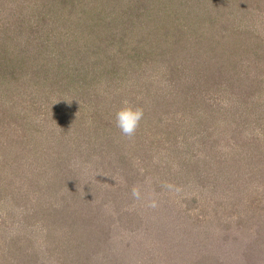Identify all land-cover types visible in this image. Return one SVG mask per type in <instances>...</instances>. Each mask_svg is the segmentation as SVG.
<instances>
[{
  "label": "rangeland",
  "instance_id": "obj_1",
  "mask_svg": "<svg viewBox=\"0 0 264 264\" xmlns=\"http://www.w3.org/2000/svg\"><path fill=\"white\" fill-rule=\"evenodd\" d=\"M44 1L0 0V264H264V0Z\"/></svg>",
  "mask_w": 264,
  "mask_h": 264
},
{
  "label": "trees",
  "instance_id": "obj_2",
  "mask_svg": "<svg viewBox=\"0 0 264 264\" xmlns=\"http://www.w3.org/2000/svg\"><path fill=\"white\" fill-rule=\"evenodd\" d=\"M76 1V0H75ZM78 1V3H84L85 2V0H77ZM49 2H52V3H54L55 1L54 0H45L44 2H43V5H42V7H44L46 10H48V8H47V6H48V4H49ZM74 2V1H73ZM31 5L34 7V6H38L39 5V3L37 2V1H32L31 2ZM4 8L5 7V5H3L2 3H1V6H0V33L1 32H3L4 33V35H10V30H8L9 28H10V22H9V20H10V14H6V13H3L1 10H2V8ZM6 15V16H5ZM21 15V17H20V19L17 21V23H16V25H15V30L20 26V23L23 21H25V17H24V11H21V13H18L17 14V16H20ZM23 15V16H22ZM33 20V18L28 22V24H30L31 23V21ZM1 36H3L2 34H0ZM175 36H176V34H174ZM1 39H3V37L1 38ZM220 41V39H216V40H213V45L212 46H214V44L215 45H217L218 43L216 42V41ZM209 45V44H208ZM214 50V49H213ZM86 56V55H85ZM2 57H5V56H2L1 55V53H0V59H2ZM207 58H211V60L212 59H215L216 57L214 56V55H208V57ZM88 59H80L79 58V66L75 63L76 62V59H73V63L76 65V66H78V68L77 67H74V68H70V63H69V59L67 60V61H63L61 64H60V67L63 69V70H65L66 72H67V75L68 74H72V76H70V77H72L71 79L73 80L75 77H77V76H81V80H84V81H87V82H83V81H80L81 83H80V85L79 84H77L76 83V87H78V88H81L82 89V87H83V89H85V88H90V86H94V84L96 83V73H102L100 70H99V72H96V73H93V78H91L90 77V79H86L87 77H89L88 76V72H90V70H89V68L91 67V70L92 71H94L95 72V67H93V63H89V62H87V63H84V61H87ZM7 65V66H6ZM6 66V69H7V67H10L11 68V63L9 62L8 64L6 63V62H0V69L1 70H5L4 69V67ZM13 66H14V68H15V66L16 67H18V69H19V66L21 67L22 65H21V63L20 62H15V65L13 64ZM23 67V66H22ZM17 69V70H18ZM14 70V69H13ZM21 70V69H20ZM107 70H109V69H107ZM10 71H11V69H10ZM22 71H24V70H22ZM53 73V72H52ZM78 73H80V74H78ZM106 73H112L111 71H108V72H106ZM3 74H6V73H3ZM76 74H78V75H76ZM24 75H26L27 76V73H25ZM66 75V76H67ZM104 75V74H103ZM102 75V76H103ZM35 76V75H34ZM33 76V77H34ZM35 78H38V76H36ZM45 78V77H44ZM53 78H54V84L53 85H59V84H61L60 82H59V77H57V73H53ZM45 79H47V75H46V78ZM80 80V79H79ZM33 83V79H31V83H29V84H32ZM43 83H45V82H43ZM70 84V83H69ZM47 85H48V82H47ZM80 91H82V90H80Z\"/></svg>",
  "mask_w": 264,
  "mask_h": 264
},
{
  "label": "clouds",
  "instance_id": "obj_3",
  "mask_svg": "<svg viewBox=\"0 0 264 264\" xmlns=\"http://www.w3.org/2000/svg\"><path fill=\"white\" fill-rule=\"evenodd\" d=\"M144 112L142 108L133 107L125 103L115 112V124L120 132L126 137L134 136L140 122L142 121ZM133 195H138L133 192Z\"/></svg>",
  "mask_w": 264,
  "mask_h": 264
}]
</instances>
